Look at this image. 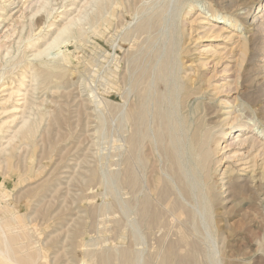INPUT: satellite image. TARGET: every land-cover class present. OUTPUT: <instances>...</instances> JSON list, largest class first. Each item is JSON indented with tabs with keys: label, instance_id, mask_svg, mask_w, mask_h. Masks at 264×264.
Returning a JSON list of instances; mask_svg holds the SVG:
<instances>
[{
	"label": "rangeland",
	"instance_id": "374dc122",
	"mask_svg": "<svg viewBox=\"0 0 264 264\" xmlns=\"http://www.w3.org/2000/svg\"><path fill=\"white\" fill-rule=\"evenodd\" d=\"M14 1L0 7V19L11 14L0 22V222L15 230L8 235L21 262L264 264V137L253 145L254 131L236 125L232 146L220 140L221 161L207 180L188 150L196 118L226 99L229 117L254 115L264 123V0H203L209 10L201 0H130L129 9L125 0V9L108 0H50L55 8L45 21L38 20L44 10L32 16L43 0ZM221 13L240 25L209 31L204 21ZM69 21L79 33L35 56ZM142 21L150 25L139 36ZM127 33L135 40L128 34L126 41ZM216 57L223 63L216 66ZM204 58L211 65H202ZM226 64L231 72L220 71ZM141 67L146 74L138 76ZM199 73L215 75L213 85L185 109L182 95ZM165 112L171 117L162 118Z\"/></svg>",
	"mask_w": 264,
	"mask_h": 264
},
{
	"label": "bare ground",
	"instance_id": "6f19581e",
	"mask_svg": "<svg viewBox=\"0 0 264 264\" xmlns=\"http://www.w3.org/2000/svg\"><path fill=\"white\" fill-rule=\"evenodd\" d=\"M5 1H7L8 3L7 4H3V1L2 2H0V7H4V9H8L7 8V6H12V5H14V3H15V1L13 2V0H5ZM4 1V2H5ZM103 1V0H102ZM106 1V0H105ZM126 2H130V0H125ZM133 1H136V0H133ZM141 1V0H140ZM201 1H203V0H201ZM52 2V1H51ZM50 2V0H43L42 1V3H41V5H39V7H37V9H36V11L33 13V15L32 16H35L37 13H39V12H41L42 10H44L45 12H47L46 13V15L44 16L43 14L42 15H40L39 17H38V20H44L45 18H48V16L50 15V14H53L52 13V10L55 8L52 4H50L51 3ZM107 2V1H106ZM108 2H109V4L111 3V5H112V3H115V4H117V5H119L118 7H120V8H126L127 6L125 5V3H124V0H114V2H113V0H108ZM129 2L127 3V4H129ZM136 2H139V0H137ZM29 3V2H28ZM133 4H134V6H137V5H135V4H137V3H134V2H132ZM193 3V2H192ZM192 3H190V4H192ZM25 4V3H24ZM39 4V3H38ZM108 5V3H104V6L103 7H105V6H107ZM26 5V4H25ZM24 5V6H25ZM48 5H52V7L49 9V8H47L48 7ZM63 5H65V4H63ZM101 5H103L102 3H101ZM131 3L128 5V9L129 8H131ZM110 6V5H109ZM109 6H107V8L109 7ZM133 6V7H134ZM192 6V5H191ZM2 7V8H3ZM25 7H29V5L28 6H25ZM67 7V6H66ZM102 7V8H103ZM115 7V6H114ZM114 7H112L111 6V8H114ZM139 7V6H138ZM189 7V6H188ZM201 7H204V9L206 10V9H208L209 10V5H207V2L205 3L204 1H203V4L201 5ZM137 8V7H136ZM104 9V8H103ZM106 9V8H105ZM117 9V7L114 9V10H112L111 12L110 11H108V10H110V8L107 10L106 9V12L108 13V12H110V17H112L113 18V16L116 14V10ZM134 9H135V7H134ZM26 10V9H25ZM69 10V9H68ZM102 9H100L99 10V14H100V11H101ZM116 10V11H115ZM121 9H119V11H120ZM131 10V9H130ZM129 10V11H130ZM64 11V10H63ZM133 11V10H132ZM139 11H141V10H139ZM189 11V10H188ZM262 11H264V4H262V7L261 8H259V10H258V13L259 12H262ZM123 12V10L121 11V13ZM134 12H136V10L134 11ZM134 12H132V13H134ZM167 12V11H166ZM187 12V11H186ZM118 13H120V12H118ZM120 13V14H121ZM140 12H138V13H136V15H138ZM5 14V13H4ZM103 14H104V12H103ZM102 13L100 14V16L102 15V16H104V18H105V15H103ZM106 14V13H105ZM124 14V13H123ZM123 14H121L122 16H123ZM187 14V13H186ZM238 14H240V13H238ZM1 15V14H0ZM117 15V14H116ZM115 15V16H116ZM11 16V14L10 15H8V13H6L5 15H4V19H0V22L2 21V22H5L6 21V18H9ZM99 16V15H98ZM122 16H120V18H119V20H121V17ZM125 16V15H124ZM124 16H123V18L122 19H124V20H126L125 18H124ZM135 16V15H134ZM230 16V15H229ZM229 16H227V15H224V14H222L221 13V15H219V14H210V17H211V19L210 20H205L204 22L206 23V24H208V25H211V27L209 28V31H212V30H215V31H217V33L218 32H220L221 30H223L225 27H238L240 24L238 23V21L236 20V19H232V18H230ZM1 17V16H0ZM26 17V16H25ZM50 17V16H49ZM119 17V16H118ZM11 18V17H10ZM94 18V17H93ZM99 18H101V17H99ZM106 20H108V15L106 16ZM116 18H117V16H116ZM128 18V17H127ZM95 19L97 20V18L95 17ZM47 20V19H46ZM74 20V19H73ZM95 20V23L98 21H96ZM123 20V24H125V21ZM19 21H21V20H19ZM45 21V20H44ZM44 21H43V23H44ZM117 21V20H116ZM115 21V22H116ZM127 21V20H126ZM129 21V20H128ZM147 21V20H146ZM145 21V22H146ZM161 21V20H160ZM212 21H214V22H212ZM16 22H18V21H16ZM111 23L113 22V21H110ZM46 23V22H45ZM94 23V24H95ZM117 23V22H116ZM120 23V25H121V22H119ZM118 23V24H119ZM141 24H138L137 26L139 27V30H138V28H137V26H136V29L138 30V31H136V32H138V34L137 35H141V33H142V35H143V32L145 31V32H147L148 33V26L150 25L149 24V21L148 22H146L145 24H143V21L142 22H140ZM159 23V22H158ZM97 24V23H96ZM113 24V23H112ZM115 24V23H114ZM148 24V25H147ZM39 25V24H38ZM43 25V24H42ZM50 25H52V23L50 24ZM73 25H75V23L73 22V21H69V23H67L65 26H63L61 29L59 28V30H57L58 32H57V35L52 39V41H49L47 44H46V47L44 48V49H41V50H39L36 54L34 53V55L35 56H41V54H43V53H46L50 48H52V47H56V46H59L60 44H62V43H64V42H66V41H69L70 40V38H72V37H74V33H79V32H74L73 30H72V26ZM99 25V24H98ZM119 25V27L121 28V26ZM53 26V25H52ZM32 27H33V24H30V30H29V33H28V35H27V37L28 38H31L32 36H33V33H34V27H33V29H32ZM42 27V26H41ZM95 27V26H94ZM115 27V26H114ZM116 27H118V26H116ZM53 28V27H52ZM96 28V27H95ZM102 28V27H101ZM106 28V27H105ZM108 28H109V26H108ZM112 28V27H111ZM145 28H147L146 30H145ZM91 29V28H90ZM135 29V28H134ZM127 30V29H126ZM140 30H142L141 31V33H140ZM23 31H24V26H23V29H22V32H20L21 33V35H20V42H22L23 40H24V35H23ZM110 31V30H109ZM113 31V30H112ZM116 31V30H115ZM131 32H133L134 30H130ZM129 31V32H130ZM135 31L133 32V33H135ZM14 32L16 33V31L14 30ZM107 32V31H106ZM121 32V31H120ZM125 32H127V31H125ZM12 33H13V31H12ZM113 33H114V31H113ZM116 33H119V32H116ZM140 33V34H139ZM111 34V33H110ZM129 34V36H131V38H132V36L133 35H131L130 33H127L126 34V36H125V40L127 39V37L130 39V37L129 36H127ZM12 35H14V34H12ZM112 36H113V34H111ZM125 35V34H124ZM11 35L10 34H6L5 35V38L6 37H10ZM118 36V35H117ZM135 36V35H134ZM138 36V37H139ZM218 36V35H217ZM121 37V36H120ZM137 37V36H136ZM135 37V38H136ZM137 37V38H138ZM96 38V37H95ZM140 38V37H139ZM138 38V39H139ZM143 38V37H142ZM7 39V38H6ZM9 39V38H8ZM133 39V38H132ZM4 40V39H3ZM133 40H135V39H133ZM143 40V39H142ZM8 41V40H7ZM82 41V40H81ZM97 41V40H96ZM127 41V40H126ZM129 41V40H128ZM131 41V40H130ZM129 41V42H130ZM136 41H138V40H136ZM144 41V40H143ZM5 41H3V43L0 41V49L1 48H3L4 46H5V43H4ZM19 42V41H18ZM41 42V41H40ZM140 41H138L137 42V44L139 43ZM247 39L245 38V41H244V43H245V48H244V52L243 53H246V44H247ZM82 43V42H81ZM131 43H132V41H131ZM133 44V43H132ZM140 44H142V43H140ZM80 45V44H79ZM78 45V46H79ZM119 45V44H118ZM130 45V44H129ZM96 46H98V44L96 45ZM142 45H140V47H141ZM82 46L80 45V48H81ZM121 46L119 45V47L118 48H120ZM136 47H138V45L136 46ZM126 48V47H125ZM127 48H128V46H127ZM139 48V47H138ZM141 49V48H140ZM140 49H138V50H140ZM129 50H131V49H129ZM69 51V50H68ZM79 51V50H78ZM92 51H94V50H92ZM96 51V50H95ZM8 53L7 54H9V51H7ZM136 52V51H135ZM93 53H95V52H93ZM215 53V52H214ZM33 55V54H32ZM33 55V56H34ZM213 55V54H212ZM211 55V56H212ZM34 56V57H35ZM156 56H157V53H156ZM224 57V56H223ZM223 57H216L214 60L213 59H211V60H213V61H215V64H216V66H218L217 65V63L218 62H220V61H222V58ZM232 57V56H231ZM121 58V57H120ZM144 58V57H143ZM139 59V58H138ZM205 59V58H204ZM206 60V61H205ZM205 60H203L202 61V65H211L210 63V61L211 60H207V59H205ZM217 60V61H216ZM232 60V59H231ZM121 61V60H120ZM171 61V60H170ZM213 61H212V63H213ZM238 61V60H237ZM243 61H244V58H243V60L240 62V65L243 63ZM137 62H139V60L137 61ZM46 63V62H45ZM135 64L134 65H136L137 66V64H136V62H134ZM156 63V62H155ZM161 63V62H160ZM164 63V62H163ZM222 63H223V61H222ZM44 64V63H43ZM162 64V63H161ZM160 64V65H161ZM220 64V63H219ZM230 64V63H229ZM37 65V64H36ZM58 65V64H57ZM119 65V64H118ZM139 65H141L140 63H139ZM163 65V64H162ZM224 65V64H223ZM40 66V65H39ZM59 66H61V64L59 65ZM133 66V65H132ZM166 66V63H164V67ZM229 66V67H228ZM43 67V66H42ZM46 67H48V66H46ZM50 67V66H49ZM118 67V66H117ZM140 67V66H139ZM127 68V67H126ZM130 68V67H129ZM135 68V67H134ZM133 68V69H134ZM144 68V67H143ZM161 68V70H163L162 69V67H160ZM169 68V67H168ZM214 68V67H213ZM218 68V67H217ZM55 69V68H54ZM61 69H63V68H61ZM132 69V68H131ZM137 69V68H136ZM141 69H142V67H141ZM139 70V69H137V70H139L138 71V76H139V74L140 73H142V72H145L144 73V75L146 74V70L145 71H143L144 69H142V70ZM166 68H164V70H165ZM231 69H232V66L231 65H225L224 67L222 66V70H220L221 72L222 71H230L231 72ZM39 70V69H38ZM64 70V69H63ZM46 71V70H45ZM51 71V70H50ZM55 71V70H54ZM132 72H134L133 70H131ZM140 71H142V72H140ZM212 71H214V70H212ZM218 71V70H217ZM228 71V72H229ZM39 72V71H38ZM58 72V71H57ZM207 72V71H206ZM47 73H49L48 71L46 72V74ZM56 73V72H55ZM55 73H50V77H51V75L53 76V77H51V78H54V76H55ZM59 73V72H58ZM61 73L64 75V73L61 71ZM150 73H152V72H150ZM227 73V72H226ZM233 73V72H232ZM4 74V73H3ZM54 74V75H53ZM66 74V73H65ZM124 74V73H123ZM135 74H137V73H135ZM230 74V73H229ZM2 75V74H1ZM36 75V74H35ZM37 75H39V74H37ZM56 75H58V74H56ZM126 75H127V78H128V73H127V71H126ZM125 75V76H126ZM152 75V74H151ZM206 75V74H205ZM4 76V75H3ZM41 76V75H40ZM39 76V77H40ZM44 76H45V78L48 76V75H45V72H44ZM124 76V78H126ZM138 76H137V78H138ZM148 76V75H147ZM207 76V75H206ZM229 76H232L231 74L230 75H227L226 77H229ZM34 77H36V76H34ZM58 76H56L55 78H57ZM60 77V76H59ZM114 77V76H113ZM132 78L134 77V76H131ZM141 77V76H140ZM142 77H143V75H142ZM152 77V76H151ZM213 77H215V75H212V76H209L208 78H205V76L202 74V73H199L198 75H195L194 77H191L190 78V83L187 85L186 83V85H187V87L185 88V92H184V94L182 95L183 96V102L182 103H184V106H185V109L187 108H189L188 107V105H189V103H190V101L192 100V98L194 97V96H196V95H198V94H200V95H206V94H204V92L207 90V89H209V87L208 86H211V85H213V81H211V78H213ZM4 78V77H3ZM2 78V79H3ZM114 78H116V76L114 77ZM123 78V79H124ZM132 78L130 79V80H132ZM143 78H145V77H143ZM148 78V77H147ZM146 78V79H147ZM60 79V78H59ZM134 79V78H133ZM56 80H58V79H56ZM1 81V80H0ZM5 81V80H4ZM45 81V80H44ZM133 81V80H132ZM142 81V80H141ZM199 81V85L198 86H196L195 87V84H196V82H198ZM122 82V81H121ZM126 82V81H125ZM137 82H139V81H137ZM166 82V81H165ZM187 82V81H186ZM136 83V82H135ZM220 83V82H219ZM111 84V83H110ZM125 84V83H124ZM149 84H150V82H149ZM228 84V82H226V84L225 85H227ZM135 85V84H134ZM133 85V86H134ZM4 86V85H3ZM116 86H118V85H116ZM138 86V85H137ZM183 86V85H182ZM110 87V86H109ZM112 87V86H111ZM176 87V86H175ZM185 86H183V88H184ZM228 87V86H227ZM113 88V87H112ZM211 88V87H210ZM214 88H215V90L217 89L218 90V86H214ZM230 88V87H229ZM229 88H226V91L227 90H229ZM114 89V88H113ZM176 89V88H175ZM181 89V88H180ZM224 89V88H223ZM232 89V88H231ZM117 90V89H116ZM148 90V89H147ZM177 90V89H176ZM176 90H174V91H176ZM210 91V90H209ZM143 92V91H142ZM148 92H149V90H148ZM207 92V91H206ZM175 93V92H174ZM144 94H146L145 92H144ZM140 95H141V93H140ZM148 95V94H147ZM137 97V96H136ZM141 98V97H140ZM140 100V99H139ZM138 100V101H139ZM144 100H145V98H144ZM209 100V99H208ZM141 101V100H140ZM182 101V100H181ZM236 101V100H235ZM134 103H135V101H134ZM228 103H230L229 102V100L228 99H226L225 101H221V104L222 105H225V106H221V108L220 109H214V110H209L211 107H209L208 108V110H207V112L206 113H204L203 112V115H201L202 113V111L200 112V109L199 110H197V108H196V110L197 111H199L198 112V114H200L201 116H199L198 114V118H196L197 119V121H194V122H196V124H195V128H194V130H193V132H192V134H191V136H190V142H191V147L188 149V150H190L191 151V153L193 154V157L195 158V160H194V158H193V160L195 161V163H196V167H198V169L200 170V172L201 173H203V172H206V173H204V175L206 174L207 175V173H209L210 174V170H213V169H215V168H217V166H218V164L220 163V161H221V159L220 160H217L218 158H216V155H217V151L219 150L218 149V147L220 146V140L221 139H225L226 141H227V138H228V141H227V143L225 144V146H224V148L226 149H228V147H230V146H232L233 145V142L232 141H230V136H231V134H232V129L237 125V131H243L244 132V134L246 133L245 131L247 130V129H250L251 130V132L252 131H254L253 133H254V135H252L253 137H252V140H251V142H253V145H255V144H258L259 143V145H260V142L262 141V139H260V137L262 138V137H264V123H262V125H259L258 124V122H257V120H255V116L254 115H245V116H243V114L242 113H237V114H235L233 117H229V115L228 114H230V112L232 111H227L226 110V108L228 107ZM139 104V103H138ZM133 105V104H132ZM144 105H145V103H144ZM191 105V104H190ZM189 105V106H190ZM230 105V104H229ZM241 105V104H240ZM134 106V105H133ZM183 106V105H182ZM237 106H238V104H235V106L234 107H236L237 108ZM135 107H136V105H135ZM196 107V106H195ZM134 108V107H133ZM140 108H141V105H140ZM142 108H143V106H142ZM145 108H146V105H145ZM144 108V110L146 111V109ZM228 108H230V107H228ZM185 109H184V111H185ZM213 109V108H212ZM130 110V109H129ZM135 110H137L136 108L134 109V111ZM141 110V109H140ZM194 110V109H193ZM148 111V110H147ZM168 111V110H167ZM189 111V110H188ZM195 111V110H194ZM197 111H195V113L197 112ZM235 111H236V109H235ZM234 111V112H235ZM254 111V110H253ZM136 113H137V111H135ZM186 112V111H185ZM233 112V111H232ZM242 112V111H241ZM255 112V111H254ZM253 112V113H254ZM140 112H139V110H138V114H139ZM159 113V112H158ZM168 113H170V112H168ZM217 113V114H216ZM252 113V114H253ZM137 114V116H139ZM141 114H142V111H141ZM146 114H148L147 112H146ZM162 114V113H161ZM171 114V113H170ZM169 114V116L171 117V115ZM188 114V113H187ZM187 114H185L186 116H187ZM192 114V113H191ZM214 114H216V115H214ZM168 115V114H167ZM166 115V112L164 113V114H162V118H163V116H167ZM195 115V114H194ZM161 116V115H160ZM253 116V117H252ZM140 117V116H139ZM168 117V116H167ZM170 117H168V118H170ZM189 117H190V115H189ZM195 117H196V115H195ZM194 117V118H195ZM166 118V117H165ZM174 119H175V117H173ZM128 119V118H127ZM135 119H136V117H135ZM173 119V120H174ZM195 119V120H196ZM141 119H139V121H140ZM143 120V119H142ZM142 120H141V122H140V124L143 126L144 124H143V122L145 123L146 121V119L142 122ZM166 120V122H168V120H170V119H168L167 120V118L165 119ZM133 121H134V119H133ZM139 121H138V123H139ZM175 121H177V118L175 119ZM187 121V120H186ZM185 121V122H186ZM251 121V122H250ZM165 122V124H166V126H170V128H171V125H174L175 123L173 122L172 123V120H171V124H170V122H168V123H166ZM188 123H189V121H187ZM190 122H191V120H190ZM193 122V123H194ZM134 123V122H133ZM159 123V122H158ZM184 123V122H183ZM188 123H187V125H185V123H184V125L187 127L188 126ZM169 124V125H168ZM191 124H192V122H191ZM140 126V125H139ZM180 126V125H179ZM225 126L227 127V128H225ZM141 127V126H140ZM173 127H175V126H173ZM180 128V127H179ZM136 129V128H135ZM140 129H142V128H140ZM169 129V128H168ZM178 129V128H177ZM172 130V129H171ZM1 131V130H0ZM28 131V130H27ZM168 131V130H167ZM176 131V130H175ZM29 132V131H28ZM174 133V132H173ZM180 131L178 132V136L179 137H177V138H175V136H174V138L176 139H174L175 140V142H177V144H178V146L180 147V145L179 144H182L181 142L183 141L182 140V136H180ZM252 133V134H253ZM172 134V133H171ZM175 134V133H174ZM177 134V133H176ZM189 135V134H188ZM230 135V136H229ZM238 135H243V134H238ZM29 137V136H28ZM187 137H189V136H187ZM141 138V137H140ZM185 138V137H184ZM183 138V139H184ZM171 139V138H170ZM188 139V138H187ZM154 140V139H153ZM248 139L246 138V139H240V141L241 142H245V141H247ZM138 141V140H137ZM251 144V143H250ZM139 145V144H138ZM189 147V146H188ZM175 150H174V154H172V155H175V152H176V148H174ZM187 149V148H186ZM139 150V149H138ZM170 150L171 151H173V149H172V145H171V148H170ZM264 151V150H263ZM179 154V153H178ZM264 154V153H263ZM191 156V155H190ZM227 156V155H226ZM175 157V156H174ZM174 157H173V159H174ZM179 157V156H178ZM177 157V160L179 159ZM176 162V161H175ZM192 163V162H191ZM247 162H245L244 164H246ZM249 164V163H248ZM264 164V163H263ZM252 165V164H251ZM179 166V165H178ZM192 166H193V164H192ZM192 166H191V168H192ZM244 166V165H243ZM242 166V167H243ZM247 166V165H246ZM194 167V166H193ZM181 169V168H180ZM195 169V168H194ZM194 169H191V170H194ZM249 169V168H248ZM239 170V169H238ZM215 171V170H214ZM214 171L212 172V173H214ZM230 171V170H229ZM235 171V169H231V173H233ZM257 171V170H256ZM180 172V171H179ZM199 172V173H200ZM241 172V171H240ZM262 172V177L264 178V167H263V170L261 171ZM192 173V172H191ZM193 173H195V172H193ZM211 173V174H212ZM230 173V174H231ZM184 174H186L185 172H184ZM198 174V173H197ZM208 174V175H209ZM191 175H193V174H191ZM201 175V174H200ZM206 176L207 178H206V180L207 179H209V178H211L212 176ZM213 175V174H212ZM226 175V174H225ZM232 175V174H231ZM253 175V174H252ZM194 176V175H193ZM193 176H191V177H193ZM233 176H234V174L232 175V178H233ZM249 176H251V175H249ZM196 177V176H195ZM235 177V176H234ZM252 177V176H251ZM256 177V176H255ZM179 178H180V176H179ZM194 178V177H193ZM198 178H200V177H198ZM202 178V177H201ZM237 179V178H236ZM248 179V178H247ZM193 180V179H192ZM195 180H197L196 178H194V181ZM196 182V181H195ZM203 182V181H202ZM205 182H207V181H205ZM248 182V181H247ZM206 184V183H205ZM254 184V183H253ZM207 185H208V182H207ZM206 185V186H207ZM223 185V184H222ZM1 186V185H0ZM205 186V185H204ZM210 186V189L212 190V186L211 185H209ZM212 187V188H211ZM239 187V186H238ZM186 189V188H185ZM206 190H207V187H206ZM209 190V189H208ZM204 191V190H203ZM210 191V190H209ZM212 192H213V190H212ZM212 192H210V194L212 193ZM214 192H215V190H214ZM238 192V191H237ZM188 193V192H187ZM201 193H202V195H204L203 194V192L201 191ZM209 193V192H208ZM207 193V194H208ZM206 194V193H205ZM2 195V194H1ZM186 195V194H185ZM213 195V194H212ZM212 195H210V196H212ZM4 196V195H3ZM5 196H6V194H5ZM209 196V197H210ZM215 196H217V194H215L213 197H215ZM203 197V196H202ZM201 197V198H202ZM207 197V196H206ZM212 197V198H213ZM240 197V196H239ZM243 197V196H242ZM217 198V197H216ZM215 198V199H216ZM0 199H5V198H1L0 197ZM208 199V198H207ZM206 199V200H207ZM214 199V200H215ZM238 199V198H237ZM203 200H204V198H203ZM212 202V201H211ZM205 204V203H204ZM210 203H209V201H208V205H209ZM5 205V204H4ZM206 205V204H205ZM207 205V206H208ZM7 209V208H6ZM7 212V211H6ZM19 213V212H18ZM11 214V213H10ZM15 214H17V213H15ZM14 216V215H13ZM211 217V216H210ZM12 218H14V217H12ZM11 218V219H12ZM14 221V220H13ZM15 221H17V220H15ZM155 221V220H154ZM11 222V221H10ZM18 222V221H17ZM11 223H13V222H11ZM14 223H16V222H14ZM7 224H9V223H7ZM7 224H2V222H0V258H2V260H1V262L0 263H2V264H24V263H22L21 262V259L18 257V253L12 248V242H14L15 240H16V238H14V237H12V236H10L9 237V235H8V233L9 232H14V231H12L13 229H10L9 231H7L6 229H8V228H6L7 226L9 227L10 225H7ZM16 225H18L17 223H16ZM6 226V227H5ZM14 226H15V224H14ZM11 228V227H10ZM182 229V228H181ZM10 234V233H9ZM181 236V235H180ZM182 237H185V236H182ZM181 238V237H180ZM186 238V237H185ZM181 239H183V238H181ZM39 256H40V254H39ZM38 257V256H37ZM37 257H35V258H31V260H32V262H31V264H37Z\"/></svg>",
	"mask_w": 264,
	"mask_h": 264
}]
</instances>
